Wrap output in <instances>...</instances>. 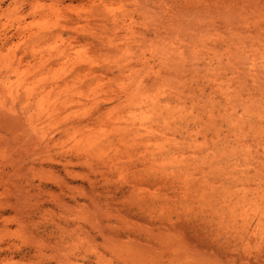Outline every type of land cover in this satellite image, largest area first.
I'll list each match as a JSON object with an SVG mask.
<instances>
[{
	"label": "bare ground",
	"instance_id": "bare-ground-1",
	"mask_svg": "<svg viewBox=\"0 0 264 264\" xmlns=\"http://www.w3.org/2000/svg\"><path fill=\"white\" fill-rule=\"evenodd\" d=\"M76 1L87 2L85 4L89 3L90 10L87 11L88 7L84 4H82V6H86V9L81 6L79 7L81 3H78V6L73 5ZM160 1L163 2V0H0V123L5 122L7 124L6 126L11 131L12 138L16 137L17 132L13 128L17 125V123H20L23 126L27 127L25 131L37 135L35 136L37 138L36 140H34V142H36L34 143V146L38 147L37 150L40 149L41 152L45 153L46 151L48 152L51 148H54L59 149V151L61 150V152H63L65 156L72 154L74 155V157H83V159L85 157L88 160L97 158L102 162V164L105 165L107 169H109V172L110 170L112 171V175L115 171L117 172L122 170L121 172H123L124 167H122L121 169V165L123 164L121 162L122 159H131L129 160V162L132 161V158L134 160V153L132 154L131 151L136 149L135 152L139 155V158L138 155H136L137 157L135 158L142 160L145 166L149 165L150 167H152L151 171H153V168H155L154 171L156 170L157 172L156 174H153L154 176H157V181H160L162 183L166 182L169 186V188H167V184L165 183L166 190L169 189V192L173 190L174 194L177 197H175L177 200L180 199H178V196L186 198L188 200V198L193 195L195 197L197 196L198 200L197 198H193L196 199L197 202L199 201V203L200 200H202L201 198L203 197L205 199H203V202L205 204V201L209 199L205 197L207 192H210L211 195H213L214 200L215 196L217 197L219 195L220 200H215V202L212 199L213 201L209 202L210 205L205 204L206 207H211V210H209V212L211 211L212 213V219H215L218 214L221 218H226V220H229L227 218L229 217L231 218L232 223L231 221L229 222L233 225L231 227L234 228V230H236V233L238 234L237 237H239L240 235L241 239L245 241V243L247 241V245L251 244L253 241L259 240L260 243H264L262 242L264 241V83L262 81L264 78V71L262 72L259 69V71L263 74V78L261 79L259 77L261 73H258L259 75L257 77V72H259V60L260 64L262 66L264 65V50H261V45L259 44L258 45L260 49H258L259 47L256 48L254 46H247L249 45L247 42V45H245L246 43H242V41L240 43L237 41L234 43L230 42L231 44H233L232 46H237V48L235 47L237 50H241V56H244V58L246 57L245 60L247 61V63H241V60H237L236 66H234L236 58L233 63L231 62L234 59L231 61L229 58L231 57L230 53L235 54V48L231 47L230 45L229 47V42H227L228 40L225 41V45L227 43V48H230L228 50L230 57H228L227 54L224 55L227 58L226 61L222 60V62L226 63L228 62L227 60H230L229 63H231V65L233 64L234 68H236L234 69V71H232V74L224 75L223 73H221L222 68H220V65H218L219 62L218 64L212 63V61H214L213 57L216 54L215 51H213V47L215 46H213V44L216 43L215 39L218 38L214 34L213 35L216 37L215 39H212L214 41L211 40L212 42L209 41L210 43L206 42L209 45L213 43L211 46L212 49H207L206 43H203V46L200 47L202 45V41L207 38L206 36L201 41V36H199L200 38L198 37V35L200 34H195L197 32H194L193 36H197L194 37V41L196 38L195 43L190 38L193 37L190 35L193 32V29H189L191 30V33L188 28L187 31L185 28V31H183V27L181 29V27L176 24L178 25V27H174L173 30L178 31L179 29H181V32H178L180 34L177 33V36L180 35L179 37H184V34H186V36L189 35L188 39H190L193 43L188 40L190 44H187V46L184 47L188 42L186 40V37H184L186 42L183 39L182 40L185 43H183V41H180L184 44V46L178 40L180 46L176 47V39L168 41L169 44L167 42L160 41L161 43H159L158 45L159 41L157 39L161 38L160 40H162L163 37H166L167 35L169 36L170 34L173 35H171L170 38L167 36L166 40H169L171 38L173 39L176 36H174L176 31L170 33L167 31V28L165 26L164 29L161 28L163 26H160L161 23H164V21L162 20L160 21L161 23H159L158 21L161 19V17L158 16V9L159 7L161 9V6L163 7ZM116 4H119V7L117 5V7L115 8ZM166 4H168V2ZM202 4L203 3H200V5H196V8L194 6V10L199 9L197 7L203 6ZM72 7L74 8L73 11L78 8L79 10L77 9L76 12H80L81 9L82 11L83 9H85L87 13L82 14L83 12H77V14L75 15L69 14ZM148 18H150L151 20L149 19L150 21L148 20L149 22L147 23L146 20ZM152 18H154V20H156L157 18V22L154 20V23L151 22ZM167 22L169 23L170 20ZM167 22H165V24ZM171 22L170 24H174ZM149 23H151V26H149ZM168 23L166 26H168ZM171 27L172 25H169L168 28ZM231 28L232 30L234 29L233 26H231ZM161 30H165V33L167 31L169 34L166 33L167 35H164ZM188 31L190 34H187ZM197 31H200V29H198ZM66 33L69 36L66 35ZM205 34L207 35V32H205L203 35ZM238 34V36L240 37L238 38H242L243 40L241 34ZM208 37L210 39V36ZM232 37H235L236 40L238 39L236 36ZM199 39L201 43L198 41ZM52 41L54 42L52 43ZM151 41L156 42L159 48V52L164 49L163 47H161L163 49L160 50V44L162 45L166 43L169 46L173 45L172 50L171 47H168V45L167 47L165 45V47L170 48L168 52H175L173 53L174 55L176 53H180L184 57V55L189 56L191 54L190 57L192 58L193 56L195 59L193 58L192 61V59L190 58L191 61H188V63L185 61L188 65H193L195 62H200L201 60H203L204 58L202 57L204 56V53L206 54V56L210 55L211 60L208 59V61L210 60V63L208 64L210 68L207 70V66L204 67V75H198L200 71L199 69L201 67H198V69H196L191 66L192 69L191 67L189 69L193 70L194 68L198 72L196 73L197 76H190V72L192 71L189 70L188 67L184 69L187 66H184L186 63L184 64V61L181 62L182 60H177L179 64H181L178 67H181L183 63V69L185 71L181 69L182 67H176V71L174 70L175 73L172 69V71L169 70L170 72H173V75L175 74V78L177 73H180L182 75L180 76L179 74L181 79H179V77H177L179 80L176 78L178 81L175 80L173 75H170L172 77L170 84L169 78L167 79L168 73L166 75H163L162 70L164 69L161 70V66H159L156 61V58H158V56H156L155 53L157 52V55L159 54V52L157 51V46H152L153 49L151 50V52L148 51V53L150 54L147 53L146 49V51H141L137 47L139 46L140 49L142 47H150V44L152 43ZM197 41L198 47L196 49ZM244 41H246V39ZM147 42L151 43H148V46H144ZM170 42L174 43L170 44ZM194 43L195 46H192V44ZM133 45H137L135 47V51L136 49H138L141 52L140 54L134 53L135 51L133 50ZM188 45L189 49L193 47L197 51L199 50V48H202L203 50V47L206 46V50H200V53H197L202 59L199 57V59L197 58V54H195L197 51L194 52L195 50H193V48L189 50V53L187 52L186 54V52H184L183 50L185 48V50H187ZM251 45H253V43ZM207 50H209V52ZM210 50L211 52L213 51L214 55L213 53H210ZM219 50L220 49L216 51V55H218ZM237 50L236 54H238ZM260 50L262 51V53L260 52ZM163 51H161L160 54L161 57L165 56V59H160L162 61L165 60V62H167L168 64V61L171 60L172 62H170L169 65L175 64V62L173 63V61H175L179 57L175 56V60H172V58L174 59L173 54H170L172 55V57H170L167 51L165 53H163ZM183 52L185 54H183ZM103 53L105 56L107 55L108 58H110V54L111 57L115 54L116 60L114 59L115 61H113V59L111 58L112 60L110 59V61L107 57L106 59ZM162 53L165 55H162ZM166 53H168V55ZM201 53L203 55L200 56ZM193 54H195L196 56H194ZM166 55L168 56L167 60ZM99 56L101 57V59L104 58L102 60H109L108 63H104V65L100 63L101 59H99ZM220 56L223 57V55ZM237 57L240 56L237 55ZM184 58L186 59L187 57ZM217 59L220 60L218 57ZM204 60H206V58ZM162 61L161 65H164L165 62ZM177 64L178 63L176 62L175 65L177 66ZM243 64L245 67L242 66ZM169 65H166L165 63V66H167L165 67L167 68L166 71L170 69L168 68ZM171 68L174 69L175 66ZM223 68L226 69L225 66ZM177 69L183 70V73L188 70V73H186L189 75L181 73V70L177 72ZM229 69L230 68H228V70ZM243 71L246 73H244ZM223 72L225 71L223 70ZM226 73H228L227 69ZM191 74L194 75V72H192ZM245 74L248 75L249 78L251 76V78H253V80L255 81L257 79V82H259L258 78H260L263 83V88H261V86H259L260 88L256 87L257 83L252 81V85L255 83V88L247 87L246 80L249 79H247ZM188 76L189 78L193 77V79H190L192 80L190 86L188 82L183 80ZM173 82H175V85H173ZM115 87H117V89H115ZM106 89H109L110 93H115L111 95L112 100L109 99V102L117 98L118 104L116 103V101V106H120L119 101L121 102L120 104L126 106H122L123 108L120 107L119 109L117 107L113 110H109V107L107 106L108 109H106V111H109L103 112L105 108L103 109L102 107H98L99 104L97 102V98L99 96L101 97V95L103 94V90ZM100 91H102V94L100 93ZM109 91L105 92L108 93ZM98 93L99 96L97 95ZM92 96H96V106L99 109L96 114H93L94 116L91 119L95 120L96 124L102 122L100 123L101 125L103 124L102 127H100L101 130H98L95 127V124L93 127V123L95 122L91 123V125L89 123V118L85 119V116L80 115L81 108L84 107L88 102H86V100L91 99ZM189 102L191 103V108L188 107ZM201 103L204 106H202ZM88 104L89 103H87V105ZM93 104L92 106L95 105ZM197 104L201 105L199 106V108L202 107L205 111H207V114H205L204 111L200 112L201 117L203 116V113L204 116L207 115L205 116V120H207L208 117L207 121L201 120L200 115H197V110L195 111V108L198 109ZM87 105L85 107L87 108L86 110H94V107L92 108L89 105L88 109ZM97 107L95 109H97ZM127 107H129L130 110L128 111V114L127 112H125V114L124 109H128ZM19 108L20 110H22L21 113L19 112ZM86 110L84 111L82 108V111H84L85 113L90 112H86ZM97 125L101 126L99 124ZM95 128L97 131H94ZM202 134H204V138L202 136L201 137L203 139H206L207 141H204L203 144V140L201 141V143L199 141V136ZM210 134L214 136V144H216L217 146L220 145L222 147L223 145H225L224 147H231L230 149L232 150L227 151L229 152V154H221L222 152L216 153V151H208L212 150L211 147L218 149L215 147V145L208 146L211 144H208L209 141H212L211 137L209 138L210 140L208 139ZM57 135H59V138H57ZM31 136L32 138L34 137L33 135ZM205 146H208L210 148L206 150L204 148ZM40 151L39 153L41 154ZM207 151V155H213V158L220 157L221 162L224 160L223 166L218 165L220 161L218 163V161H214L213 159L215 163H218H216L214 167L213 164L215 163L211 164L210 158L212 157H209V163L211 164L209 165L211 166L209 168L210 171L206 170V164L205 166H203L204 168L201 165L204 170L200 167L199 169H202V171L195 173L196 171H198V168L194 165L198 163L199 167V161L201 160L200 158H204V154ZM57 155L55 158H57ZM87 159H84L85 162L83 161L85 163V166L87 165ZM59 160L56 159V161H58L60 164L63 163ZM76 161H79L78 164L82 163L80 159H77ZM92 161L88 162L90 164H93L94 162ZM70 162L72 163L71 160L66 159V162L62 164L63 167L64 165L68 167V164ZM125 162L129 163L126 160ZM222 163H220V165ZM73 164L74 163H72L71 165ZM95 164L96 162L93 165L95 166ZM128 166H130V163ZM143 166L142 168L144 169L145 166ZM209 166L207 165V167ZM95 167L98 168L97 166ZM192 169L193 171L194 169L197 170H195V172H192ZM134 171L136 172V169H134ZM140 171H142V169ZM118 174H120V172ZM211 174H214L215 176L213 177L215 178L211 177ZM126 175L127 173L124 174L125 178H123V175H120V177L122 179H125L128 183L129 181H127ZM117 176L113 177H116L117 179ZM135 176L136 175H134V177ZM131 177H129V179H131ZM134 177H132L133 180L138 179V177L140 176L135 178ZM119 179L118 181H120ZM122 179L121 183H124ZM143 181L145 180L143 179ZM162 183L160 184L162 185ZM158 185L156 184L153 186L156 189L159 188ZM133 186L135 187V185ZM129 188L131 189V187ZM138 188L136 186V189ZM162 189L163 188H161V190ZM23 190L24 192L19 196L20 199H26V197L29 198V194L32 190H29L30 192H26L27 189ZM156 190V195H158L159 193L160 196L164 195L165 191L163 192V190L161 191L160 189L159 191L158 189ZM139 191L137 190V192ZM147 191L149 192V190ZM38 192L39 193H37L36 195H39L40 193H43L44 195V193L47 191L45 190V187H40V190ZM161 192L163 193L161 194ZM169 192H166L169 194H166L168 198L174 195L172 193V195H170ZM34 193H36V191ZM140 193L142 192L140 191ZM153 193H155L154 190ZM128 194L129 193H127V196ZM145 194L146 192L142 193L141 197L143 198V195ZM174 196H172V198L170 197V201H166L169 206L171 204H169L168 202H171ZM131 197H134V193L131 195ZM141 197L139 196L138 199L136 197V201L138 200L139 202L141 200ZM164 197L165 196H162V199L165 200ZM145 198L147 201H144L145 199L143 200L144 205L151 197H148L147 195V197L145 196ZM157 199L162 200L160 197H158ZM132 200L134 201L135 199L132 198L131 201ZM161 202L163 203V201ZM9 203L10 204H8V207L10 209L15 207V204H13V202ZM172 203L175 202L173 201ZM188 203L191 204L192 201ZM139 204H141V201ZM167 204L163 205L168 206ZM181 204H179V206ZM147 205L149 206L150 202ZM217 205L218 207L220 206V211H218ZM152 206H154L152 208H155L153 202ZM175 206L178 205L175 204ZM190 206H192L191 208L195 207V205L193 206V203ZM199 206L200 204H198L196 208H198ZM139 207L140 206H138V209ZM168 207V210L172 209V207ZM160 208L161 207H159V211L157 212L156 209L153 210L157 213L156 215H160ZM199 208L198 210L200 211ZM162 209L166 211L164 207H162ZM184 209L187 210L185 205H183V210ZM208 209L209 207H207L206 211ZM36 210L37 212L39 211V213H42L44 212V207L40 206ZM36 210L32 212L35 213ZM145 210L147 211L148 208ZM192 210L193 209H191V211ZM187 212L185 214H187ZM148 213L149 211H147V214ZM194 213H196V211ZM200 213H202V211H200ZM34 215L35 214L29 215V217L27 218V223L33 224L35 222ZM156 215L155 219L157 220V217L159 216ZM174 215L175 213H173L172 216ZM195 215L196 214H194L193 217ZM3 218L4 213L3 211H1L0 227L3 226ZM170 219L167 218L168 221ZM66 220L68 221L69 219ZM217 220L216 223L220 221ZM162 222H164V220ZM171 223H173V221H171ZM74 224L77 225L76 223ZM231 224H229V226ZM165 225L166 224L164 223V226ZM221 225L223 224L221 223ZM64 226L65 228H68L69 225ZM79 226L78 228L77 226L73 227L80 229L81 227ZM71 227L72 226H70V228ZM198 227H200V225ZM164 228L167 227L165 226ZM170 228L171 227L168 226L167 229ZM223 228L226 227L223 226ZM174 229L176 228L174 227ZM69 230L70 229H68V231ZM65 231L67 230L65 229ZM222 231L223 230H221L220 233H222ZM229 231L230 230L228 229L226 232ZM74 232H78V230L75 229ZM223 239L225 240V238ZM226 243H229V241H227ZM232 244H235V242ZM229 245H231V243ZM239 245L241 244L239 243ZM258 246L260 245L258 244ZM233 247L236 248V246ZM90 248L93 247L90 246ZM238 248L240 247L238 246ZM251 248L246 247L245 249H247L246 251H248V249L251 250ZM94 250L96 249L94 248ZM231 250L230 252H232ZM233 251L235 250L233 249ZM256 251L261 250L256 249ZM85 252L88 251L86 250ZM249 254L250 253L247 254L249 258L247 257L248 260L246 261L248 262V264L250 263L249 260L251 259ZM253 255L256 254L254 253ZM96 256L97 254L95 255V257ZM99 257L102 258L101 256ZM99 257L98 260H96V264L97 261H100ZM232 257H234V255L230 258L232 259ZM103 258L101 260H103ZM235 258H237V256H235ZM243 258L244 257L240 259L242 260ZM170 260L173 261L174 259H169V261ZM190 260L192 261L191 264L196 261V259ZM178 261L179 263L181 262L180 264H183L187 260H183V262L179 259ZM198 262V264H202L200 263L201 260H198ZM99 263L103 264L104 261H101ZM203 264L206 263L203 262Z\"/></svg>",
	"mask_w": 264,
	"mask_h": 264
},
{
	"label": "rangeland",
	"instance_id": "rangeland-1",
	"mask_svg": "<svg viewBox=\"0 0 264 264\" xmlns=\"http://www.w3.org/2000/svg\"><path fill=\"white\" fill-rule=\"evenodd\" d=\"M197 1H199V2H197ZM164 2H165V4H164ZM167 2H168V4H166ZM78 3H81V4L79 5ZM85 3H87V2L76 1V2H74L73 5H77V6L79 5V7L81 6V7H84L85 9L88 7L87 11H89L90 10V4L89 3L85 4ZM160 3H162L161 5H163V7L161 6V9H160V7L158 9V16L161 17V19L158 21H159V23H161L160 22L161 20L164 21V23L163 24L161 23L162 25L160 24V26H163V27H161L162 29H164L166 27L167 31L170 33L176 31L174 34V36L175 35L176 36L173 39L171 38L169 40H166V37L168 36L166 33H168V32L166 31V33H165V30H163L164 32L161 30V32L167 36L166 37L162 36L163 37L162 40H160L161 38L157 39L159 41L158 45H159V43H161L160 41H162V42L164 41V42L168 43V41L176 39L177 42H176V40H175V42L178 45V46L176 45V47H179L180 44L178 43V40H179V42L183 41V40H185L184 37H186L187 41L190 40V39H188L189 35L186 36V34H184L185 35L184 37L183 36L179 37L180 35L177 36V33L181 32L182 27H183V29H182L183 31H185L184 28L186 29V31H187V28H188V30L193 29L192 33H191V30H189L191 34L189 33V31L187 33V34H190L191 36H193L194 32H197L195 34H200V35H198V37L201 36V41L205 38V36L207 37L204 39L206 41L203 40L202 45L201 46L199 45L200 47L203 46V43L205 44L206 42L208 43L209 41L212 42V41H214L212 39H215L216 37H218L217 39H215L216 43H214V44L211 43L210 45L206 43V46H207V49H212V47H211L212 44H213V46L215 45L213 47V49H214L213 51H215L216 54H217L216 51L218 49L221 50V51L219 50L218 55H216V54L214 55L213 51L211 52V50H210V53H213V55H214V57H213L214 59L212 58L214 61H212V63L218 64V62H219L218 65H220V68H222V71H221V69H220V71L224 75L225 74H232V71H234V69L236 68V67L234 68V66H236L237 60L238 61L241 60L240 61L241 63H244V62L247 63V61L245 60L246 57L244 58V56L243 57L241 56L242 55L241 50L240 51L237 50L236 49L237 46L236 45L232 46L233 44H231L230 42H232V43H234L236 41L239 43L241 41H242V43L247 42L249 45H247V43L245 45L251 46V47L254 46L256 48H258L259 45H261V50H264V35H263L264 34V0H165V1L163 0V2L160 1ZM195 3H196V5H198V4L200 5V3H203L202 5L204 6V8H203V6H200L202 9L200 7H197L199 9L194 10V6L196 8ZM82 4L86 5L87 7L84 5L82 6ZM117 5L119 7V4H116L115 8L117 7ZM192 5H193V8H192ZM73 9L74 8L72 7L71 8L72 11L70 10L69 14L75 15V14H77V12H79V11L76 12V10L78 8L75 9L74 11H73ZM85 9H83V11L81 9V11L79 13H82V12H83L82 14L87 13V11H85ZM159 12H160V15H159ZM149 19L150 18H148L146 20L147 23L151 20V19L150 20ZM153 20H154V18H152L151 22H153ZM156 20H157V18H156ZM156 20H154V21H156ZM169 20H170V22L172 21L171 23H174V24H170V22L168 23L167 21H169ZM165 22L168 23V26H166L167 23L165 24ZM149 24H150L149 26H151V23H149ZM176 24H178L181 27V29L178 28L180 31L179 30L178 31L173 30L174 27H176V28L178 27V25H176ZM169 25L170 26L172 25V27L168 28ZM173 25H176V26H173ZM231 26L234 27L233 30H232ZM198 29H200L201 32L197 31ZM205 32H207V35L210 36V39L206 34L203 35ZM217 32H219L220 34ZM238 33L241 34V37H243V40H242V38L239 39L240 37L238 36L239 35ZM178 34H180V33H178ZM66 35H68V34L66 33ZM66 35H65V37H66ZM171 35H173V34H170L168 37L170 38ZM182 35H183V33H182ZM232 36H236L237 38L238 37L239 38L236 40V38L232 37ZM194 37H197V36L194 35L193 37H190L191 40H193V42L196 41V38L194 41ZM245 39H246V41H244ZM186 40H185V42H186ZM191 40H190V42H192ZM198 41L201 43L200 39ZM198 41H197L196 49L198 47ZM218 41H219V43H218ZM225 41L230 43V44L228 43V46L230 45L231 47H234V48L236 47L234 49L235 54L230 53L231 57H230L229 51H228L230 49L229 48L230 46L227 48V46H226L227 43L225 45ZM53 42L54 41H52V43ZM151 42H147L146 43L147 45L146 44L144 45V46H148L149 45L148 43H151L152 45L150 44V47H144V48L142 47L141 49L139 46L133 45L134 46L133 50L135 51V47L137 46L138 49L141 51L147 50V53H148V51L151 52V50L153 49L152 46L153 45L157 46L155 41H151ZM185 42L183 41V43H185ZM188 42L185 44V46L182 42H180V43H182L183 46L186 47L187 44H190V42L189 43ZM223 42H224V44H223ZM251 42L253 43V45H251L252 44ZM171 43H174V42H170V44ZM195 43L192 44V46L193 45L195 46ZM168 44H166V43H164L162 45L160 44V50L163 48H164L163 50H165V51L161 50V51H163V53H165L166 51L168 52V50H170V48H166ZM182 44H181V46H182ZM165 45H166V47H165ZM220 45H221V47H220ZM208 46H210V47H208ZM161 47H163V48H161ZM168 47H171V50H172L173 45H171V46L168 45ZM205 47H203V50H202V48H199L198 51L196 49H194L193 47L192 48H193V50H195L194 52L197 51L195 53V54H197V53H200L199 52L200 50H202V51L206 50ZM225 47H226V49H225ZM187 48H188L187 49L188 51L185 50L186 48L183 50L184 52H186V54H187V52L189 53V50L192 49V48L189 49V45ZM138 49H136V51L134 52L135 54L141 53ZM258 49H260V47ZM193 50H192V52H193ZM222 50H224V51H222ZM236 50L238 51L237 52L238 54H236ZM261 50H260V52L262 53ZM155 51H156V48H155ZM157 51L159 52L158 46H157ZM207 51L209 52V50H207ZM160 52L158 55H157V52L155 54H156V56H158V58H156L157 59L156 61L159 64V66H161V70L164 69V70H162L163 75L164 74L166 75L167 73L169 76L173 75L174 70L176 71V67L181 65V64H179V62L177 60H182L181 62L184 61L183 63L185 64L186 62L188 63V61H191V59L193 61V58H194L193 56L191 58L190 57L191 54H190L189 56L184 55V57H187L185 59L182 54L176 53L174 55L173 53H175V52L172 53V51H169L168 52L169 56L172 57V55H170V54H173V56H174V59L172 58V60H175V58H176L175 56L179 57L175 61H173V63L175 62V64H176V62L178 63L177 66L175 64H172L173 66H175V68L173 69V68H171L173 66L169 65L170 62H172L170 60V58H169L170 61H168L169 64L167 62H165V60L162 61L160 58H164L165 56L161 57ZM184 52H183V54H185ZM163 53H162V55H165ZM168 53H166V54L168 55ZM202 53H204V52H202ZM202 53L200 54V56L203 55ZM148 54H150V53H148ZM195 54H193V55L196 56ZM226 54L228 57H230L229 59L231 61L234 59L231 63H233L235 61V58H236L234 66H233V64L231 65V63H229L230 60H227L228 62H226V63L222 62V60L226 61L227 57L224 56ZM103 55H104V53H103ZM220 55H223V57H221ZM237 55L240 57H237ZM204 56H206L205 53H204ZM204 56L202 58H204V59L206 58V60L203 59L200 62L199 61L195 62L194 63L195 65L194 64L188 65L186 63L184 66H186V65L187 66L184 69H186L187 67L189 69L191 66L196 68V69H198V67L199 68L201 67L202 70H201V68L199 69L201 72L199 71L198 75L203 74L204 73L203 72L204 67L207 66L206 67L207 70L210 68V66H208V64L210 63V60H211L210 55H207L206 57H204ZM216 56L221 61L218 60ZM106 57H107V55L105 56V58ZM109 57L110 58L107 57L109 60L111 58L113 59V61L116 60L115 54L112 55V57L110 54ZM198 57H199V55L197 54V58ZM199 58H201V57H199ZM99 59H101V57ZM102 59H104V58H102ZM102 59L100 60L101 61L100 63H102L103 65H104V63L107 64L109 61V60L107 61V60H102ZM167 59H168V56H167L166 60ZM208 59H210V60L208 61ZM160 60L162 62H165L166 65H169L168 68H170V69H168L166 71L167 68H165V67H167V66H165V63H164V65H161ZM183 63L181 66L182 68L181 67H178V68L183 69ZM158 64H155V65H158ZM199 64H201V65H199ZM224 66L226 67L228 73H226V69L223 68ZM242 66H244V64ZM192 67H191V69H192ZM194 68H193V70L189 69L192 72H194V75H192L191 74L192 72H190V76H195V75L197 76L196 73L198 71L195 70ZM228 68H230L229 69L230 71L228 70ZM171 69L173 70V72H170V71H172ZM181 69H177V72ZM259 69L262 72L264 71V65L262 66L260 64V60H259L258 71H259ZM183 70H181L180 72L183 73L182 72ZM223 70L225 72H223ZM260 71L257 72V77L259 75L258 73H261ZM186 72H184L185 75L188 73V72L187 73ZM244 73H246V72H244ZM179 74L178 73L176 74V78L179 77V79H181L180 76H182V75L180 74V76H179ZM263 74L261 73V75L259 76L261 79L263 78V76H262ZM168 75H167V79L169 78V83L171 84L170 81L172 80L171 79L172 77L171 76L169 77ZM174 75H173V77L175 78ZM187 75H189V74H187ZM246 77H247V79H249V80H246L247 87L255 88V86H254L255 83L252 85L251 81L257 83L256 87H259V86H261V88L264 87V85H263L264 78L262 80L263 81V83H262L260 78H258L259 82H257V79L255 81V80H253V78H251V76L249 78L248 75H246ZM176 78H175V80L178 79V78L177 79ZM190 79H193V77L189 78V76H188L183 80L188 82L189 86H190L191 81H192ZM249 82L251 83V86H250ZM173 83L172 84L175 85V82H173ZM262 85H263V87H262ZM115 89H117V87H115ZM105 91H109V89L103 90V94L101 93L102 91H100V93L102 94L101 97L104 99H102L99 96V93L97 94L99 97L96 95L98 97L97 102L100 105V106L98 105V107L99 108L102 107L103 109L105 108L103 110V112H107L110 109L113 110V109L118 107V106H116L118 104L117 98H115V99H113V101L109 102V99L112 100L111 95H113L115 93H110V91L107 93ZM104 92H105V94H104ZM106 95H107V97H106ZM96 96H92L91 99L86 100V102L88 101L87 103H89L88 104L89 106H91L92 108L94 107L93 108L94 110H91V111L86 110L87 109V108H85L87 105V103H86V105L82 108L84 111L86 110V112L87 111H90V112L85 113L84 111H82V108H81L80 115L85 116L84 117L85 119L89 118V120L91 121V122L89 121L90 124L95 122V123H93V127L95 124V127L98 130H101L100 127H102L103 124L101 125L100 123H102V122L97 123V124L101 125V126H98L96 124V121L91 119L94 116L93 114H96L98 109H99L96 106V103H97L95 100ZM89 100H92V101H89ZM103 100H104V102H103ZM93 102L95 105L93 104ZM90 103H92L94 106H92V104H90ZM120 103L121 102L119 101L120 106L118 107V109L122 106L123 107L126 106V105L124 106L123 104H120ZM190 104L191 103L189 102L188 107L191 108ZM198 104H199V102H198ZM88 105H87V107H88ZM201 105L204 106L202 103H201ZM201 105L197 106L198 109L195 108V111L197 110L196 111L197 115H200L201 111H204L205 114H207V111H205L202 107H200L201 109L199 108V106H201ZM107 106L109 107V110L106 111V109H108ZM112 106L113 107L115 106V107L113 108ZM19 107H21V106H19ZM96 107H97V109H95ZM127 108L128 109H126V108L124 109V113L127 112V114H128V111L130 109H129V107H127ZM88 109H89V107H88ZM21 111L22 110H20V108H19L20 113H21ZM82 112H83V114H82ZM122 112H123V110H122ZM203 116H204V113H203ZM205 116H207V115H205ZM205 116L202 119V117L200 115L201 120L207 121L208 117H207V120H205ZM6 125L7 124L5 122L0 123V167H1L0 168V212L3 211V213H4V218L2 219V222H3L2 225L3 226L0 227V264H96V260H98L99 256H101L102 258L103 257L105 258V259L103 258V260H101L102 258L99 257L100 258L99 262L104 261L103 264H105V263L106 264H109V263L110 264H161V263L162 264H170V263L174 264L176 261L177 262L175 264H180L181 262L179 263V261H178L179 259H180V261L187 260L186 262L183 261L184 262V263L182 262L183 264H191L192 261L190 259H193V260L196 259V261L193 262L192 264H198L199 263L198 260H201L200 263H202V264H203V262L206 264H234L235 262H236L235 264H248V262H246L249 258V256L247 255L248 253H250L249 254L250 258H251L249 260L250 263H252V264H264V258H263L264 253H262V252H264V251H262V250H264L263 249L264 243H260L259 242L260 240H259V241H253L251 244L247 245V241L245 243V241H243L241 239L240 235H239V237H237L238 234L236 233V230H234V228L231 227V226H233L231 224L232 223L231 218L227 217L229 220H226V218H221L218 214L217 215L218 217L216 216L215 219L220 220V221L217 220L218 221L217 223L219 225L216 223L215 219H212V217H211L212 213H211V211L209 212V210H211V207L207 206V207H209V209L206 211V209H207L206 205H210L209 202H212L214 200V197H213V195H211L210 192H207V194L205 195V197H207L211 200L210 201L209 199H207L205 201L206 205L203 202L205 200L203 197L201 198L202 200H200V198H199V200H200V203H199V201L197 202V200H198L197 196L195 197L193 195H191L192 197L190 196L188 198V200L186 198H182V197L178 196V199L182 198L183 200L182 199L177 200L176 199L177 197L174 194L173 190H171V192H169V189L166 190V184H167L166 182H165L166 183L165 184V183H162L160 181H157V176H154V174H156V172H157L156 170L154 171L155 168H153V171H154L153 172V171H151L152 167H150L149 165H146L147 166L146 167L142 160L135 158V157H137L136 155H138L135 152L136 149L131 151L132 154L134 153L133 154L134 160L132 158V161L135 164L132 161L129 162V160H131V159H128V158L122 159L121 162L123 164L121 165V169H122V167H124L125 170L123 168V172H121L122 170L117 171V172L113 171L114 173L112 175V171L110 170V172H109V169H107L105 167V165L102 164V162L97 158H92V160H93L92 161V160H90V159L88 160L87 158L84 157L85 160L87 159V161H86L87 165L85 166V163H84L85 161H84L83 157H80V158L77 156L74 157V155H72V154L65 156V154L63 152H61V150L59 151V149L51 148L49 150L50 152L46 151L47 154H46V152L45 153L41 152L40 149L37 150L38 147L34 146L35 145L34 143H36V142H34V140H36V138H37L35 136H37V135L32 134L31 132L25 131V129H27V127L23 126L20 123H17V125L13 128L17 132L16 137L12 138L11 131L8 129V127ZM96 128L94 129V131H97ZM31 135H33L35 138L34 137L32 138ZM203 135L204 134L199 136L200 143L203 140L202 144L204 143V141L207 142L206 139H203L204 138ZM210 137H211L212 141H209L208 144H210V143L211 144L210 145L207 144V145L208 146H211V145L214 146L215 145V147L218 149L211 147L212 150H208V148H210V147L205 146L204 148L206 150L211 151V152L216 151V153L222 152L221 154H223V153L229 154V152H227V151L232 150V149H230L231 147H229V148L224 147L225 145H223V144H221V145H223L222 147L220 145H218L219 146L218 147L216 144H214V142H215L214 136L212 134H210L208 139ZM57 138H59V135H57ZM39 151L41 152V154L39 153ZM208 151L205 153L206 155L204 154V158L203 157L200 158L202 161L201 160L199 161V167H198V163L194 165L195 167L198 168V171L195 172V170H197V169H194V171L192 169V172L198 173V172L202 171V169L204 168L203 166H205L206 164L209 166V165L215 163L214 161H218V163H219L220 157L213 158L212 157L213 155H211V156L207 155ZM57 154H59V155H57ZM56 155H57V158H55ZM61 156H63V157H61ZM209 157H212V158H210L211 164L209 163ZM58 158L59 159L61 158V159L59 160ZM138 158H139V155H138ZM56 159L63 162V163H65L66 159H68V160H71L72 163H74V164L71 165L72 163L70 162L71 164L69 163L68 167L65 165L63 167V165H62L63 163L60 164L58 161H56ZM77 159L78 160L80 159V161H82V163L78 164L79 161H76ZM203 159H205L206 161ZM213 159H214V161H213ZM125 160L130 163V166H128L129 163H126ZM88 161L89 162L92 161L94 163L96 162L95 166H97L99 169L93 165L94 163L90 164ZM135 161H137V162H135ZM76 162H77V164H76ZM222 162L220 161V163H222L221 165H220V163L219 164L217 162L216 163L219 166H223L224 160ZM83 163H84V165H83ZM216 163L213 164L214 167H215ZM141 165L142 166L144 165L146 169L145 168L143 169ZM201 165L203 168L201 167ZM207 165L205 168H207L206 170L210 171L209 168L211 166L207 167ZM218 165H217V168H218ZM99 166H101V167H99ZM138 166H140V167H138ZM133 167H135V168H133ZM148 167H150V168H148ZM200 167L202 169H199ZM214 167H213V169H214ZM126 168H127V170H126ZM132 168H133V170H132ZM68 169L72 170V171H69ZM134 169H136V172L134 171ZM141 169H142V171H140ZM96 170H98V171H96ZM150 171H151V173H150ZM119 172H120V174H118ZM145 172L146 173L148 172V173L146 174ZM115 173H117V174H115ZM125 173H127L126 178H127V181H129L128 183L126 182L125 179H122L120 177V175L124 176ZM134 175H136L135 177L140 176L141 179H140V177H138V179L133 180L132 177H134ZM113 176H117V179H116V177H113ZM128 176L129 177L132 176L131 179H129ZM213 176H215V175L211 174V177H213ZM123 178H125V176ZM213 178H215V177H213ZM118 179L120 181H118ZM121 179H122V181H124V183L123 182L121 183ZM143 179L145 181H143ZM129 183H131V184H129ZM155 183L157 185L159 184L158 185L159 188H156V189H158V191H159V189L161 190V188H163L162 189L163 192L165 191L164 195L160 196L159 192H158L159 194L156 195L157 190L153 186V185H156ZM160 183H162V185ZM127 184H128V186H127ZM133 185H135V187ZM136 186H137V188L138 187L139 188L136 189ZM40 187H43V188L45 187V190L47 192H45L44 195H43V193L36 195L37 193H39L38 191L40 190ZM129 187H131V189ZM132 187H134V188H132ZM117 188H119V189H117ZM167 188H169L168 184H167ZM23 189H27L26 192H30L32 190L29 194V196L31 198L26 197V199H20L19 196L21 195V193L24 192ZM140 189H142V190H140ZM152 189L155 191V193H153ZM137 190L138 191L140 190L142 193L146 192V194L143 195L144 196L143 198L141 197L142 193H140V191L137 192ZM147 190H149V192ZM35 191H36V193H34ZM126 192L129 193L128 196H127ZM163 192H161V194ZM166 192H169L170 195H172V194L175 195V196L172 195V196H174L173 199L171 200V202H168L169 204H171L170 206L166 203V201H170L172 196H170L171 198L170 197L168 198V196H166V194L167 195H169V194ZM123 193H126V194H123ZM130 193H131V195L134 193V197H131ZM138 193H140V194H138ZM147 195H148V197L150 196L151 198L150 199L147 198L148 202L145 203V205H144V201H147L145 198V196L147 197ZM135 196L137 197V199L139 196L141 197V200L140 199L139 200L141 201V204L143 203L142 205L139 204L140 201L139 202H138V200L136 201ZM162 196H165L164 197L165 200L162 199ZM152 197H154V198H152ZM158 197H160L162 200L157 199ZM193 197L197 198V200L194 199ZM128 198H130V199H128ZM132 198L135 199L134 200L135 202L133 200L131 201ZM190 198H191V200H190ZM185 200L188 202L192 201L193 206L195 205V207L191 208L192 206H190V205H192V203L189 204ZM215 200H217V201L220 200L219 195L217 197L215 196ZM161 201H163V203ZM173 201L175 203H172ZM178 201H179V203H178ZM207 201H208V203H207ZM9 202H11V203L13 202V204H15V207L10 209L8 207V204H10ZM149 202H150V205L148 206L147 204H149ZM152 202L155 205V208H152V207H154V206H152ZM181 203H183V204H181ZM163 204H165V205L167 204L169 207L165 206ZM175 204L178 206H175ZM179 204H181V205L179 206ZM198 204H200L199 207H201V204H202L201 208L198 207L200 209V211H202V213H200L198 208H196ZM183 205H185L187 210L186 209H184L185 211L183 210ZM40 206L44 207V212H42V213L41 212L39 213V211L37 212V210H36ZM138 206H140V207L142 206L141 209H140V207L138 209ZM159 207H161L160 208L161 213L159 212L160 215L162 214L161 216L156 215L157 214L156 212L159 211ZM162 207H164L166 211H164V209H162ZM167 207L168 208L172 207V209H170L171 211L168 210ZM217 207H218V205H217ZM144 208L145 209L148 208V210H147V211H149L148 214ZM219 208H220V206L218 207V211H220ZM155 209H156V212L153 211ZM191 209H193L194 211L193 210L191 211ZM34 210H36L35 213L32 212ZM197 210H198V212H197ZM143 211H144V213H143ZM195 211H196V213H194ZM153 212L155 213L156 216H159V217H157V220L155 219V215ZM168 212H169V214H168ZM186 212H187V214H185ZM173 213H175L174 216H172ZM33 214H35L34 215L35 216L34 217L35 222L33 224L27 223L28 222L27 218L29 217V215H33ZM166 214H167V216H166ZM194 214H196L197 216L195 215L193 217ZM190 215H191V217H190ZM160 217H163V218H160ZM167 218H169V219L171 218V219L168 221ZM181 218H182V220H181ZM66 219H69V220L67 221ZM71 220H75V221H71ZM163 220H164V222H162ZM225 220H226V223H225ZM171 221H173V223H171ZM203 221H204V223H203ZM229 221H231V223ZM74 223H76L77 225H75ZM164 223L166 224L165 226L167 228H168V226H170L171 228L170 229L164 228L165 227ZM221 223L223 225H221ZM170 224H173V225H170ZM229 224H231V225L229 226ZM59 225L60 226L63 225V226H61V228H60ZM64 225H66V226L69 225V226H68V228H65ZM194 225H195V227H194ZM199 225H200V227H198ZM70 226H72V227L70 228ZM73 226L74 227L77 226V228L79 226L81 228L77 229V228H74ZM223 226L226 228H223ZM174 227L176 229H174ZM72 228H74V229H72ZM65 229L67 231H65ZM68 229H70V230L68 231ZM75 229L78 230V232H74ZM224 229H225V231H224ZM226 229L227 230L229 229L230 231L226 232L227 231ZM200 230H202V231H200ZM221 230H223L222 233H220ZM198 231H200V232H198ZM225 233H227V234L229 233V234L227 235ZM234 236H236V237H234ZM223 238H225V240ZM226 240L229 241V243H226L227 242ZM230 241H233V242H230ZM220 242H221V245L223 243L222 246L220 245ZM234 242H235V244H232ZM241 242H244V243H241ZM254 242H255V244H254ZM262 242H264V241H262ZM230 243H231V245H229ZM239 243L241 245H239ZM258 244L260 246H258ZM76 246L77 247L80 246V247L77 248ZM90 246H92L93 248H90ZM233 246H236V248H234ZM238 246L240 248H238ZM254 246H256L257 248ZM261 246H263V247H261ZM246 247L247 248L252 247L251 248L252 251L250 249H248V251H246L247 250V249H245ZM94 248L96 250H94ZM255 248L257 250L260 249L261 251H256ZM229 249L230 250L232 249L231 250L232 252H230ZM233 249L235 251H233ZM86 250L88 252H85ZM92 251L96 252V253H93ZM80 253H82V254H80ZM242 253H245L246 255L242 254ZM254 253L256 255H253ZM73 254H74V256H73ZM96 254L98 256V257L96 256L97 259L95 257ZM230 254L234 255V257H232V259L230 257L233 255H230ZM237 254H239V255H237ZM251 255H253V256H251ZM235 256H237V258H235ZM240 256L244 257L242 259L243 261L240 259V258H242ZM259 256L261 259L259 258ZM245 257L246 258L248 257V258L246 259ZM74 259L77 263L74 261ZM107 259H108L109 263H108ZM169 259H174V260L176 259V260L175 261L170 260L171 261L170 262ZM258 259H260V260H258ZM233 261H235V262H233ZM244 261H245V263H244ZM99 262L97 261V264Z\"/></svg>",
	"mask_w": 264,
	"mask_h": 264
}]
</instances>
